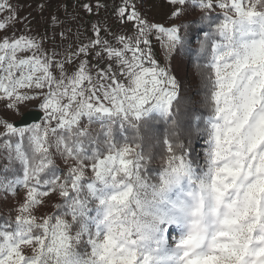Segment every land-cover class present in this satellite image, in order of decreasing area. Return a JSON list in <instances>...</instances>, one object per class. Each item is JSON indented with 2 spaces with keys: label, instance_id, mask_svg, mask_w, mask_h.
<instances>
[{
  "label": "snow or ice",
  "instance_id": "6c2138e0",
  "mask_svg": "<svg viewBox=\"0 0 264 264\" xmlns=\"http://www.w3.org/2000/svg\"><path fill=\"white\" fill-rule=\"evenodd\" d=\"M166 3L157 22L145 0H121L131 35L93 26L46 50L0 0V159L20 171L0 178V196L24 192L0 221V264H264V0ZM178 52L199 100L169 69ZM150 121L166 126L158 169L141 151Z\"/></svg>",
  "mask_w": 264,
  "mask_h": 264
},
{
  "label": "crops",
  "instance_id": "0c3cea01",
  "mask_svg": "<svg viewBox=\"0 0 264 264\" xmlns=\"http://www.w3.org/2000/svg\"><path fill=\"white\" fill-rule=\"evenodd\" d=\"M12 3L18 15L14 31L44 37L46 50H61L68 44H75L78 34L80 40L86 42L93 36V26L99 27L101 37L110 41L113 39L111 33L126 32L129 35L131 32V25H122L114 16V6L121 0H12ZM53 15L60 21L55 25L51 22ZM61 31H65L67 38H61Z\"/></svg>",
  "mask_w": 264,
  "mask_h": 264
},
{
  "label": "trees",
  "instance_id": "16d2710c",
  "mask_svg": "<svg viewBox=\"0 0 264 264\" xmlns=\"http://www.w3.org/2000/svg\"><path fill=\"white\" fill-rule=\"evenodd\" d=\"M213 17H218L221 15V11L216 9L211 13ZM201 16L199 10L195 11L194 14L189 15L187 19L193 20L198 19ZM205 30L207 27L205 26ZM197 33H199V29H197ZM170 71L177 79L180 94L182 96H190L196 100L200 99L198 88L197 78L194 75V68L192 64V58L190 56L185 55L184 53L178 52L174 58L171 59L170 62ZM203 111V110H201ZM166 133V126L162 121H150L146 123L141 129L142 136V149L141 151L145 152L147 155L151 157L150 169H158L161 165V157L164 155L165 148L162 143V140ZM130 134V133H126ZM116 139L118 143H123V136L117 131ZM202 142V141H201ZM198 142L196 144V152L193 155H196L200 152L202 144ZM6 161L0 159V177L5 179H13L15 176L20 175L19 165H15V171L9 170L4 171V165ZM155 174V173H153ZM12 218L10 214L0 210V221L5 219Z\"/></svg>",
  "mask_w": 264,
  "mask_h": 264
},
{
  "label": "rangeland",
  "instance_id": "374dc122",
  "mask_svg": "<svg viewBox=\"0 0 264 264\" xmlns=\"http://www.w3.org/2000/svg\"><path fill=\"white\" fill-rule=\"evenodd\" d=\"M147 2H148L147 9L142 15H145V17H147L149 20H155L157 22H163L166 19V14L168 13V10H169L167 3H166V0H147ZM218 10H220V9H218ZM129 35H131V32ZM157 52H158L157 58L161 59V62H163L162 58L159 54V51H158V46H157ZM169 69H170V64H169ZM31 110H38V108L34 104H32V105H29V111H31ZM10 119H11V117H10ZM201 144H202V142H201ZM57 164L61 168L64 167L63 163L59 159H57ZM0 178L4 179L6 181L10 180V179H5L3 177H0ZM23 195H24V192L21 189L14 197L13 196H7V197L0 196V210L10 214V216H12V218L14 220L15 215H16L15 208L18 205V202L21 201ZM58 200H59V198L57 196L53 195L51 197V199H49L46 202L45 207L41 208L40 210L37 211L36 215H40L44 212H49V213L53 212L54 209H53L52 205L54 203L58 202ZM76 251L79 252L81 255L83 254L82 249H76Z\"/></svg>",
  "mask_w": 264,
  "mask_h": 264
},
{
  "label": "water",
  "instance_id": "95a60500",
  "mask_svg": "<svg viewBox=\"0 0 264 264\" xmlns=\"http://www.w3.org/2000/svg\"><path fill=\"white\" fill-rule=\"evenodd\" d=\"M38 110H31L29 111L30 115H29V122H32V117L35 116L37 114ZM39 120H36L35 122H38Z\"/></svg>",
  "mask_w": 264,
  "mask_h": 264
},
{
  "label": "built area",
  "instance_id": "2783aa9c",
  "mask_svg": "<svg viewBox=\"0 0 264 264\" xmlns=\"http://www.w3.org/2000/svg\"><path fill=\"white\" fill-rule=\"evenodd\" d=\"M104 1H108V0H104ZM147 6H148V2H147V0H145V6L140 9V11H141L142 14L146 11ZM143 16L145 17V15H143Z\"/></svg>",
  "mask_w": 264,
  "mask_h": 264
}]
</instances>
